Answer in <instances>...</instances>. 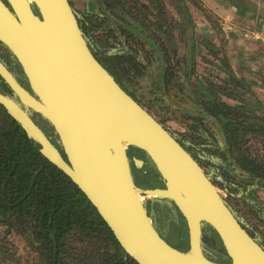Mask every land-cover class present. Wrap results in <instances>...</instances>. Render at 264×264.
I'll list each match as a JSON object with an SVG mask.
<instances>
[{
	"label": "water",
	"instance_id": "obj_1",
	"mask_svg": "<svg viewBox=\"0 0 264 264\" xmlns=\"http://www.w3.org/2000/svg\"><path fill=\"white\" fill-rule=\"evenodd\" d=\"M0 43L28 84L0 58V78L11 91L0 90V106L82 190L138 264H221L204 252L206 226L221 240L225 264H264V246L200 163L94 55L70 0H0ZM34 114L51 126L60 148ZM130 147L150 160L163 186L136 185ZM143 164L135 159L137 168ZM154 199L172 202L183 216L187 250L159 233L146 208Z\"/></svg>",
	"mask_w": 264,
	"mask_h": 264
},
{
	"label": "trees",
	"instance_id": "obj_2",
	"mask_svg": "<svg viewBox=\"0 0 264 264\" xmlns=\"http://www.w3.org/2000/svg\"><path fill=\"white\" fill-rule=\"evenodd\" d=\"M108 2L113 15L104 17L100 24L87 25L79 17L100 62L135 98L134 91L141 85L139 79L149 74H154L160 92L169 90L177 75L179 60L178 51L171 44L173 34L169 28L173 21L164 7L157 12L150 6L155 0H149L151 4L140 0ZM187 55L193 57L190 48ZM0 81L3 83L0 90L10 93L1 78ZM142 82L145 85V81ZM210 97L203 103L208 114L197 113L198 109L191 107H179L178 110L168 104L164 107L160 102L163 116L170 115L168 118L185 129L184 133H173L179 142L191 149L197 147L199 141L205 142L208 151L214 145L218 146L219 138L213 133L214 129L218 130L212 129L215 123L209 117L220 124L219 133H223L226 145L219 147L217 152L227 155L233 147L237 156H214L222 158L219 162L225 163L227 168L216 166L221 175L216 184L230 198L242 200L250 213L264 220L261 213L264 205L256 199V191L264 184V162L256 157L252 150L254 146L250 144L256 134L264 135V117L245 114ZM0 109L4 115L0 121V224L10 230L17 229V233L27 237L29 247L37 256L33 264H138L123 250L82 190L40 153L39 146L27 137L2 106ZM47 134L60 148L57 135L52 130ZM210 138L216 143H209ZM145 157L143 186H163L160 175ZM148 165L153 169L147 168ZM151 203L155 214L160 218L163 216V237L174 247L187 250L185 220L175 205L160 199ZM166 210L180 224L176 242L169 239L163 212ZM247 225L243 226L264 246V234L256 225ZM203 242L208 258L221 264L230 263L221 240L209 226L204 228Z\"/></svg>",
	"mask_w": 264,
	"mask_h": 264
},
{
	"label": "crops",
	"instance_id": "obj_3",
	"mask_svg": "<svg viewBox=\"0 0 264 264\" xmlns=\"http://www.w3.org/2000/svg\"><path fill=\"white\" fill-rule=\"evenodd\" d=\"M162 1L174 23L169 28L173 34L171 44L177 49L179 60L174 83L161 92L163 106L168 104L177 110L191 107L198 109L197 113H205L203 103L213 96L245 114L264 117V0ZM70 2L87 25L100 24L104 17L113 15L108 0ZM188 48L193 57L187 55ZM168 117L167 120L175 122ZM209 119L215 123L212 129L218 130H213L219 138L218 146L212 147L218 156L219 147L226 142L223 133H219L220 124ZM236 155L233 147L227 153ZM231 199L235 200L243 220L256 225L264 234V220L250 213L243 202L240 205L238 198ZM256 199L264 205L263 183L256 191ZM231 207L234 209L233 204ZM261 213L264 215V207Z\"/></svg>",
	"mask_w": 264,
	"mask_h": 264
},
{
	"label": "rangeland",
	"instance_id": "obj_4",
	"mask_svg": "<svg viewBox=\"0 0 264 264\" xmlns=\"http://www.w3.org/2000/svg\"><path fill=\"white\" fill-rule=\"evenodd\" d=\"M142 1L145 2L146 4H151L149 0H142ZM157 1L158 0H156V2ZM160 4H162L163 7L162 0ZM150 6L157 7L155 3H152ZM142 77L143 78L139 79L141 81L140 87L137 88L134 92L135 95L140 99L143 106L147 108L150 111V113L155 116V118H157L161 123H163L166 127H168L172 132H182V133L186 132L185 129L180 127L177 123L167 120L166 119L167 116H163V106L160 104V102L163 99L161 96V92L159 91L158 84L156 82L157 79L155 78L154 74H149ZM142 81H145V85L144 84L142 85L143 83ZM129 85L131 86V84ZM144 94H146V97L143 98ZM3 117H4L3 112L0 109V121L2 120ZM250 144L254 146L252 148L254 153L255 152L259 153L257 154L259 156L256 157L259 158V160L261 159L263 161L264 135H262L261 133L256 134L255 137H252ZM205 169L206 171H208L209 168L205 166ZM144 178L146 177L141 176V174H139L138 176L139 182L143 183ZM219 191L224 198L226 199L228 198L230 204L231 205L233 204L234 210L243 219V215H241L239 209H237V204L235 203V200H232L231 198L229 199V197H227V194L226 192H224V190H219ZM241 202L242 200H239L240 205ZM147 203H148V207L152 208L151 202L148 201ZM152 210L154 212V207ZM166 211L163 212H164V216L166 217V220L164 221L169 227V234H168L169 239L173 241L175 240L177 241L178 229L180 224L173 216H171L172 215L171 213ZM161 218L157 214L154 215V219L157 224L156 226L160 231L161 230L163 231V216ZM36 257H37L36 254L29 247L27 237L17 233V229L10 230L7 226H3L0 224V264H33L36 261Z\"/></svg>",
	"mask_w": 264,
	"mask_h": 264
},
{
	"label": "flooded vegetation",
	"instance_id": "obj_5",
	"mask_svg": "<svg viewBox=\"0 0 264 264\" xmlns=\"http://www.w3.org/2000/svg\"><path fill=\"white\" fill-rule=\"evenodd\" d=\"M156 1V0H155ZM158 2V3H157ZM157 2H154L155 3V5H157V7H155L156 8V10H157V12H160L161 11V9L163 8L162 7V4H160L161 3V0H158ZM78 20H79V24H80V27H81V29H82V31H83V33H84V35H85V31H84V29H83V24H82V22H81V19L79 18V16H78ZM174 24V23H173ZM158 26H161L160 24L158 25ZM85 37H86V39H87V42H88V44H89V46H90V48H91V50H92V52L94 53V55L97 57V59H99V57H98V55L96 54V52H95V50L93 49V46L91 45V43H90V40H89V37H87L86 35H85ZM0 58L6 63V65L9 67V69L12 71V73L16 76V78L25 86V87H27L28 88V84H27V81H26V78H25V76H24V74H23V71H22V69H21V66L19 65V63L17 62V60L9 53V51L0 43ZM99 61H100V59H99ZM3 83L0 81V88H3ZM126 90V89H125ZM126 91H128V90H126ZM134 97V96H133ZM135 98V97H134ZM139 103H141V101H140V99L139 98H137V96H136V98H135ZM142 104V103H141ZM143 105V104H142ZM33 119L36 121V123H38V125L47 133V131H49V130H52V132H54L53 131V129L51 128V126L45 121V120H43L39 115H37V114H34L33 115ZM198 136V135H197ZM200 138V137H199ZM197 143V147L196 146H193V148L194 149H191V147L190 148H187L188 146L187 145H184L183 143V146L193 155V157L200 163V165L203 167V169L205 170V172L210 176V178L213 180V182L216 184V180L217 179H219V178H221V175H219V170H218V167H216V166H223V167H225L226 166V164L224 163V165L223 164H221L220 162H219V160H221L222 158H220V157H214V156H216L215 154H214V149L213 148H211V150L209 149V151H208V149L204 146V141H203V143H202V141H199V142H196ZM209 143H214V139H213V141H210L209 140ZM195 147H196V149H195ZM208 152H207V151ZM127 153H128V158H129V161H130V164H131V169H132V174H133V177H134V180H135V183H136V185L137 186H139V187H144L143 186V184L141 183V182H139V180H138V176H139V174H141V176L143 175V172H146V169H144V167L146 166L145 164H146V159H144V156L145 155H142V153L141 152H139V151H137V150H135V149H133V148H128L127 149ZM218 156H227L226 154H220L219 152H218ZM228 157V156H227ZM136 158H139V159H142L143 161H144V164H143V166H142V168H140L142 171H140V169L139 168H137L136 166H135V159ZM146 158V157H145ZM203 162V163H202ZM207 162H209V163H211L212 164V166H209L208 165V163ZM204 164V165H203ZM205 166L206 167H208L209 169H208V171H206V169H205ZM147 168H151V169H153V167L151 166V165H148V167ZM225 169H227L226 167H225ZM217 185V184H216ZM218 187V189L219 190H222L219 186H217ZM224 192H226V191H224ZM226 194H227V192H226ZM227 197H229V199H230V196L227 194ZM225 200L227 201V203L229 204V206L231 207V204H230V202H229V200H228V198L226 199L225 198ZM151 207L152 208H149L148 207V203L146 202V208H147V211H148V213H149V215H150V217H151V219H152V221H153V223H154V225L156 226V224H155V219H154V215H155V213L153 212V204L151 203ZM232 208V207H231ZM233 209V208H232ZM234 211V210H233ZM235 212V211H234ZM154 213V214H153ZM236 213V212H235ZM237 214V213H236ZM237 217L239 218V220L243 223V225H245V226H248L246 223H245V221L237 214ZM156 228L158 229V227L156 226ZM247 229V228H246ZM158 231H159V233L163 236V233L158 229ZM249 231V230H248ZM249 233H250V231H249ZM251 234V233H250Z\"/></svg>",
	"mask_w": 264,
	"mask_h": 264
}]
</instances>
